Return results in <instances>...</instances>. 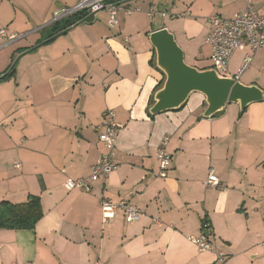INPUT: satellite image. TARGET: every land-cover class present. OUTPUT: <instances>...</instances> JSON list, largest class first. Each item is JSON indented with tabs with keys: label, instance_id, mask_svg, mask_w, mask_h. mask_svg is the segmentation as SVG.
Returning a JSON list of instances; mask_svg holds the SVG:
<instances>
[{
	"label": "crops",
	"instance_id": "0c3cea01",
	"mask_svg": "<svg viewBox=\"0 0 264 264\" xmlns=\"http://www.w3.org/2000/svg\"><path fill=\"white\" fill-rule=\"evenodd\" d=\"M80 1L0 0V30L20 36L4 47L0 37V75L20 56L13 76L0 81V203L37 197L42 209L31 229L0 228V264H217L214 252L191 242L204 220L223 264H264V102L241 113L230 104L202 118L204 98L195 93L179 110L148 114L163 79L150 33L169 30L184 59L208 69L206 19L232 18L243 1L131 0L122 6L139 11L119 10L116 28L98 11L92 22L46 41L73 19L52 22L53 12ZM150 6L156 13L148 17ZM253 6L264 15V0ZM160 12L184 15L166 27L170 15ZM241 58L233 53L229 75ZM249 67L238 81L264 89V46ZM106 110L123 126L113 156L118 167L88 193L67 192L63 182L86 177L103 152L96 127ZM164 136L171 165L162 179L156 150ZM209 167L216 188L204 186ZM103 198L135 206L139 220L126 223L118 212L103 223Z\"/></svg>",
	"mask_w": 264,
	"mask_h": 264
},
{
	"label": "built area",
	"instance_id": "2783aa9c",
	"mask_svg": "<svg viewBox=\"0 0 264 264\" xmlns=\"http://www.w3.org/2000/svg\"><path fill=\"white\" fill-rule=\"evenodd\" d=\"M243 8L232 18L225 19L214 14L206 19L209 26V31L204 38V43L209 49L210 68L214 69L220 76L230 77L238 81L241 75L252 64L255 54L264 46V15L256 12L253 6V0H242ZM123 4L108 3L107 0H81L76 6L71 9L60 8L53 12L52 22H57L72 16L77 13H85L88 16L90 13L98 11H106L109 14L107 25L109 28L118 26L117 13L123 10L130 14L139 9L127 8ZM148 17L156 13L153 6L145 12ZM162 18L170 15V18H181L184 14H167L166 12L159 13ZM85 16V17H86ZM2 38V46L18 40L20 36L14 33H9L7 29L0 30ZM242 52V58L237 72L233 75L228 73V64L234 52ZM123 126L114 120L112 110H106L103 113L101 123L96 127L98 132V142L102 146V154L97 162L91 167L89 174L84 178L66 179L63 182V188L70 192L74 189H79L82 192H90V184L100 178H105L114 172L118 164L113 161L114 149L118 132ZM169 138L164 136L156 150V161L158 164L157 177L166 178L167 170L171 165V157L166 151V146ZM16 170L21 169L20 163L14 164ZM219 180L214 174L213 167H209L208 175L204 181V186L216 188ZM264 208V204L262 206ZM101 218L103 223H107L113 216L120 212L126 223L137 222L141 216L140 211L133 205L124 200L113 202L103 198L100 202ZM209 223L202 221V234L191 240L199 251H210L216 254V263L223 264L226 256L221 252H217L214 243L209 241L208 234L204 233L208 229Z\"/></svg>",
	"mask_w": 264,
	"mask_h": 264
},
{
	"label": "water",
	"instance_id": "95a60500",
	"mask_svg": "<svg viewBox=\"0 0 264 264\" xmlns=\"http://www.w3.org/2000/svg\"><path fill=\"white\" fill-rule=\"evenodd\" d=\"M129 1L131 0L123 3ZM95 14L90 13L77 24L92 22ZM58 35L60 33L46 41H51ZM149 42L154 50L155 68L163 76L161 86L152 95L148 109L150 116L181 109L194 93L204 98L202 118L222 114L230 104L237 105L241 113L250 104L264 102V89L256 85H243L230 77L220 76L212 68L199 70L188 66L182 49L167 29L161 28L150 33ZM19 57L13 61L6 73L0 75V79L11 73Z\"/></svg>",
	"mask_w": 264,
	"mask_h": 264
},
{
	"label": "trees",
	"instance_id": "16d2710c",
	"mask_svg": "<svg viewBox=\"0 0 264 264\" xmlns=\"http://www.w3.org/2000/svg\"><path fill=\"white\" fill-rule=\"evenodd\" d=\"M124 1L126 0H107L108 3H117L119 5ZM123 5H126V3H124ZM85 16V13H77L72 15L73 19L65 22V24L58 28V30L54 29V33L49 35L48 38L55 34L62 33L71 26L76 25ZM207 68H210V66H208ZM14 70L15 69H12L11 73L5 78L0 79V81L6 80L9 77L13 76ZM162 81L158 84L157 88L161 86ZM41 217L42 209L37 197H29L26 202L19 204H12L5 201L0 203V228L11 230L31 229L35 226V224Z\"/></svg>",
	"mask_w": 264,
	"mask_h": 264
},
{
	"label": "rangeland",
	"instance_id": "374dc122",
	"mask_svg": "<svg viewBox=\"0 0 264 264\" xmlns=\"http://www.w3.org/2000/svg\"><path fill=\"white\" fill-rule=\"evenodd\" d=\"M163 1H165V0H163ZM167 1H169V0H167ZM178 19H180V18L172 17V19H170V18L167 17V18H165V20H164V22L162 23V25H164V26L167 27V25H168L169 23H172V24L174 25V27H175V26H177V25L179 24ZM169 20H170V21H169ZM168 31H169V30H168ZM169 32H170V31H169ZM170 33H171V32H170ZM171 34H172V33H171ZM172 35H173V34H172ZM173 36H174V35H173ZM174 39H175L176 44L181 48V45L179 44V43H180V42H179V39H177L175 36H174ZM1 47H3V46L1 45ZM181 49H182V48H181ZM0 55H2V54H0ZM14 59H15V58H14ZM14 59H13V60H14ZM184 61H185V63H186L188 66L195 67V68H197V69H200V67H201V64H197V63H194V62H192V64H194L195 66H192V65L190 64L191 61H190L189 59H184ZM205 65H208V63L205 64ZM249 68H250V67H249ZM249 68H248V69H249ZM248 69L243 73V75L241 76L240 81H244ZM194 96H197V95H196L195 93L192 94V96L189 97L188 101L190 102V99L194 98ZM188 101H187V102H188Z\"/></svg>",
	"mask_w": 264,
	"mask_h": 264
}]
</instances>
